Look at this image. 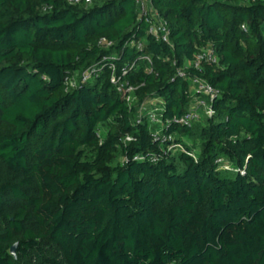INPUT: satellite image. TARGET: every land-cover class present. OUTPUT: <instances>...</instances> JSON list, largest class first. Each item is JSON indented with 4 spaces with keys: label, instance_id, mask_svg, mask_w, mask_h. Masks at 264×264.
<instances>
[{
    "label": "trees",
    "instance_id": "1",
    "mask_svg": "<svg viewBox=\"0 0 264 264\" xmlns=\"http://www.w3.org/2000/svg\"><path fill=\"white\" fill-rule=\"evenodd\" d=\"M82 1L0 0V264H264V0Z\"/></svg>",
    "mask_w": 264,
    "mask_h": 264
},
{
    "label": "built area",
    "instance_id": "2",
    "mask_svg": "<svg viewBox=\"0 0 264 264\" xmlns=\"http://www.w3.org/2000/svg\"><path fill=\"white\" fill-rule=\"evenodd\" d=\"M68 1L72 4H77L80 2V0H68ZM136 1L140 5L143 15H145V14L147 16L151 15L149 32L154 34L159 39H162L165 42H169V30L167 28V25L161 19V17L159 15H157V14L153 15L152 14L151 0H136ZM243 1L246 3H250V2H256L259 0H243ZM132 44H134V43H132ZM137 45L139 48L142 47L141 42H139ZM143 59H146L149 63H151V59L149 57L144 56ZM214 59L215 58L212 55V51L207 52V53L203 52L197 56V59H196V62L194 63V65L196 67H198L201 64V62H203L204 60L210 61V60H214ZM111 69L114 71L115 66L111 65ZM95 72H96V68L94 66V67H91V68L85 70L81 74V77L83 78L84 81L88 80L94 76ZM113 82H115L116 84H119V80L116 78H113ZM194 89L198 93H202V94L206 95L207 97H209V103L204 98L196 99V101L193 103V105H195V106L192 105L189 112L180 120V122L185 123V124H190L193 120L199 119L200 111H205V113L207 115H210V116L213 115V113H214L213 108H212L210 103L215 98V95H216L215 88H213L211 85H209L207 82H205L203 80H195L194 81ZM119 90H120V92H122L124 97H126L129 102L132 100L133 94L135 92V89L132 86H129L127 84L126 85L122 84L119 86ZM158 102H159V100H153V101H150L149 103L150 104H157ZM150 121L154 124H158L159 126L163 125V121L160 118V116L157 114L156 111L150 113ZM179 148H181V147L177 146V145H172L170 147V150H176Z\"/></svg>",
    "mask_w": 264,
    "mask_h": 264
},
{
    "label": "rangeland",
    "instance_id": "3",
    "mask_svg": "<svg viewBox=\"0 0 264 264\" xmlns=\"http://www.w3.org/2000/svg\"><path fill=\"white\" fill-rule=\"evenodd\" d=\"M95 3L96 2L94 0H83L80 4L82 5L81 7L88 9L91 6H94ZM159 102H161V101L159 100ZM193 106H195V105H193ZM200 116L201 117L198 120L199 121L198 123L202 122L206 118V116H208V115L205 113V111H200Z\"/></svg>",
    "mask_w": 264,
    "mask_h": 264
},
{
    "label": "water",
    "instance_id": "4",
    "mask_svg": "<svg viewBox=\"0 0 264 264\" xmlns=\"http://www.w3.org/2000/svg\"><path fill=\"white\" fill-rule=\"evenodd\" d=\"M19 244L16 243L15 245L12 246L11 248V254L14 256V258H17V249H18Z\"/></svg>",
    "mask_w": 264,
    "mask_h": 264
}]
</instances>
